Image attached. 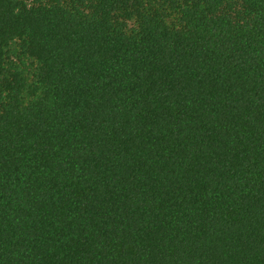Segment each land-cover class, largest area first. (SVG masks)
Here are the masks:
<instances>
[{
    "label": "trees",
    "instance_id": "trees-1",
    "mask_svg": "<svg viewBox=\"0 0 264 264\" xmlns=\"http://www.w3.org/2000/svg\"><path fill=\"white\" fill-rule=\"evenodd\" d=\"M0 264H264V0H0Z\"/></svg>",
    "mask_w": 264,
    "mask_h": 264
}]
</instances>
